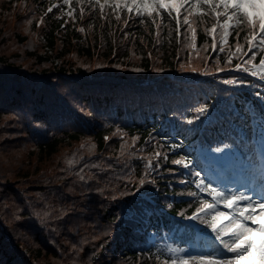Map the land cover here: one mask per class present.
I'll return each instance as SVG.
<instances>
[{"label":"trees","instance_id":"1","mask_svg":"<svg viewBox=\"0 0 264 264\" xmlns=\"http://www.w3.org/2000/svg\"><path fill=\"white\" fill-rule=\"evenodd\" d=\"M52 4L63 5L59 0H30V10L18 8L3 18L12 22L0 27V145L23 147L13 162L1 158L10 151L0 147V264H162L168 257L150 235L170 234L166 240L171 242L185 233L189 246L201 238L196 225L210 232L187 219L200 199H211L199 193L189 173L207 177V170L214 168L200 148L215 151L237 145L230 138V122L241 129L249 124L264 128L255 95L264 96V82L237 71H214L217 54L202 47L211 44L204 31L211 19L197 26V48H202L199 56L195 52L184 63L187 71L168 62L162 72L149 67L139 74L114 68L111 56L104 67L77 64L70 58L71 49L88 57L94 51L76 45L73 35L83 36L67 27L58 8L45 15ZM37 6L41 9L34 11ZM35 15L38 28L22 32ZM170 25L176 34L175 23ZM39 35L51 55L49 50L36 52ZM235 42L230 36L229 44ZM205 56L210 57L207 64L201 59ZM220 56L223 66L224 54ZM172 58L177 63L179 56L170 55L168 61ZM205 67L213 74L204 75ZM238 77L244 83H224ZM201 106L208 112L198 119L195 109ZM226 110L229 119L222 117ZM114 132L127 135L121 139ZM132 137H139L134 146ZM92 144L96 147L90 154ZM31 146L40 152L30 154ZM156 152L162 153L154 161L159 169L147 177L156 183L137 190L144 164ZM179 156L192 160L191 169L171 164ZM27 165L35 168L28 170Z\"/></svg>","mask_w":264,"mask_h":264},{"label":"snow or ice","instance_id":"2","mask_svg":"<svg viewBox=\"0 0 264 264\" xmlns=\"http://www.w3.org/2000/svg\"><path fill=\"white\" fill-rule=\"evenodd\" d=\"M61 3L71 6L72 0H61ZM76 4L81 5V18L85 15L86 7L90 11L98 7L102 19L106 18L107 10H110L118 23L122 21L124 26L120 29L122 32L124 28L129 27L130 20L136 23L138 19L141 25H146V22L150 21L156 29L157 43L160 42L159 38L163 28L169 29L168 36L171 37L170 22L174 21L177 40L179 41L181 36V29L185 28L184 47L196 50L197 56L200 55L197 50V26L211 19L213 21L211 26L204 28L206 35L211 37V44H205L203 51L207 52L210 47L212 52L217 54L214 57V71H237L264 82V0H76ZM54 8H60L61 12L64 11L61 4H52L45 15L52 12ZM74 11L75 8H71L67 15L73 17ZM122 14H124L123 19ZM40 22H43V17ZM79 31L84 32V29L80 28ZM241 32L246 33L243 37L244 43L240 42ZM233 33H235L236 42L230 45L229 37ZM129 36H134V34L124 32L125 39ZM245 45L247 50H245ZM220 54H224L223 66H221ZM258 54L261 55L257 64L254 61ZM209 58L201 57L205 64ZM234 59L239 62L233 64ZM96 67H104V65L98 64ZM113 67L120 66L113 65ZM180 68L185 71L189 70L184 63L180 64ZM153 70L163 71L162 68ZM190 70L198 71L196 68H190ZM132 71L140 72L143 69L133 68ZM203 74L211 75L213 70L205 67ZM224 83L242 84L244 81L238 77L227 79ZM255 95L260 100L262 115H264V96L260 93H255ZM195 112L199 119L208 112V108L197 107ZM188 123L192 124L193 121L188 120ZM113 135H120L123 139L127 134L114 132ZM108 139L105 137V140ZM138 139L139 137H132L131 146H134ZM126 143L121 144L122 150ZM95 147V144L91 145L90 154L94 152ZM170 147L174 149L178 146L170 145ZM215 151L220 152L221 149L217 148ZM161 155V152H156L153 157L147 159L144 164V175L138 181L137 190L144 188L146 184L155 185V179L148 180L147 177L158 171L159 163L154 164V161L158 160ZM163 158L168 159L167 156ZM171 164L191 169L193 162L186 156H179V158L172 159ZM169 171L172 170L169 169ZM189 174L194 176L193 183L199 193L206 194L211 199H200L199 206L187 219L199 221L200 224L206 226V229H210L207 238L212 241V244L200 245L197 241H191L187 249L172 250L174 255L164 259L162 264H264V179L260 182L259 190L253 188L251 189L253 194H248L247 191H231L218 184L214 185L212 180L202 177L199 171ZM80 179L84 180L85 177L80 176ZM181 183L187 182L181 181ZM142 195H147V192ZM189 195L195 197L197 192H190ZM221 208L226 210L222 211Z\"/></svg>","mask_w":264,"mask_h":264},{"label":"rangeland","instance_id":"3","mask_svg":"<svg viewBox=\"0 0 264 264\" xmlns=\"http://www.w3.org/2000/svg\"><path fill=\"white\" fill-rule=\"evenodd\" d=\"M61 2V0H59ZM64 11L61 12L60 8L57 9V12H60V15L65 19V23L68 22V28H75L78 30V34L82 35L80 37L78 35H73V41L76 43L78 47L90 48L91 51H94L92 57H88L83 55L82 52L77 51L76 49H71L70 58L73 59L77 64H86V65H105L106 59L111 56L113 60V65H119L120 67H124L129 71H132L133 68H141L143 71L135 72L139 74H145L146 70L149 67L153 68H163L168 62L172 64V66H176L181 63L188 62V58L192 60L194 53L196 50L185 48V40L183 37V33L177 40V35L172 33L171 37L168 36V28H164L166 32L161 31V35L159 38V43L156 42V29L153 25H151L150 21L146 22V25H141L138 22L133 23L131 20L129 21V27L124 28L122 32L120 29L123 28L122 21L118 23L114 16L111 14L110 10L108 11V15L106 18L102 19L100 16L99 8L97 7L94 11H90L87 7L85 8V15L83 18L80 16V7L81 5L76 4V0H72V5H62ZM18 8H24V10H30V0H0V27L2 24L5 26L10 21L12 22V18L3 19L7 15H12L17 11ZM71 8H75L73 12V17H69L67 12L71 10ZM41 9V6H37L34 11ZM124 14H122V19ZM98 20L100 22H104L106 26H109L107 29H103L100 24H98ZM31 21V23H28ZM110 21V23H109ZM37 22L36 15L34 17L29 18L26 24L22 28V32H26L27 34L33 31V28H38V24L34 25ZM168 23V21H165ZM171 23H175L171 21ZM45 26L47 24L43 23ZM171 27V25H170ZM186 27V26H185ZM83 28L84 32H80L79 29ZM172 31L173 28L171 27ZM124 32L133 33L134 36H129L127 39L124 37ZM58 33V32H56ZM42 36L39 35L37 39V43L39 41V45L36 48L39 52H48V44L46 41H40ZM81 38V39H79ZM235 33L232 35V40H235ZM243 39V38H240ZM143 41V42H142ZM208 41V40H207ZM63 36L59 37L58 40V49L61 50L63 47ZM203 47V46H202ZM202 47H198L197 50ZM174 48V51H173ZM107 50H110V55H107ZM53 51L49 50V54L51 55ZM206 53V52H205ZM191 54V55H190ZM179 56L177 63L173 62V58L168 61L169 56ZM181 58V59H180ZM88 61V62H86ZM192 65V64H191ZM114 67V68H120ZM186 67V66H185ZM221 76V75H220ZM251 110L254 111V108L251 107ZM22 145L11 144L9 142H5L0 145L4 150L10 151L7 153L6 151L3 153L1 158L8 159L9 161H14V155L16 156L19 150L23 147ZM259 150H256V156L259 152L262 154L264 152V135L256 140V145ZM224 147V146H223ZM31 153L35 154L36 152H40V149L36 146H31ZM245 147H239V151L230 149L228 147L223 148L220 152L213 151L210 148L201 149V156L206 157L208 161H214L215 164L219 165L222 168V175L220 176L223 180L220 182V186L229 189L231 191L237 192H245L251 194L248 191V187L256 185L252 182H256L258 178H261L259 181L264 179V162H261L259 159L253 166L246 167L247 156H243L240 152L245 150ZM235 157V158H231ZM231 159V161H230ZM240 164H237L239 161ZM228 161H230L228 163ZM236 164V165H235ZM241 166V167H240ZM35 168V166L27 165V169L30 170ZM258 169L257 173L252 174V182L244 183L242 179L249 174V171L255 172ZM213 174V172H210ZM219 175V174H218ZM216 175V176H218ZM228 175L235 176L237 181L235 185V181H229ZM215 184H218L216 180H213ZM219 185V184H218ZM261 186V184H259ZM170 200L176 201L177 198H171ZM222 211L226 210L221 208ZM155 234L150 235V239ZM185 233L176 234L175 238L170 241L165 240L163 246H161V253L163 256L171 258L174 255L172 250L175 249H187L189 246L185 244L183 240V236ZM166 237H173L170 234L165 235ZM187 237V236H186ZM207 242H203L205 245ZM200 244V243H199ZM208 244V243H207ZM183 255V253H180ZM163 262V261H162Z\"/></svg>","mask_w":264,"mask_h":264}]
</instances>
